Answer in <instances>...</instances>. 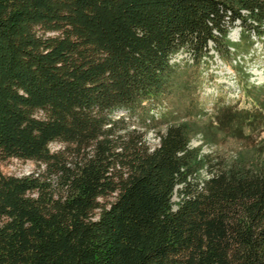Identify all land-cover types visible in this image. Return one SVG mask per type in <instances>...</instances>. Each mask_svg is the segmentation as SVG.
Returning a JSON list of instances; mask_svg holds the SVG:
<instances>
[{
    "label": "trees",
    "instance_id": "trees-1",
    "mask_svg": "<svg viewBox=\"0 0 264 264\" xmlns=\"http://www.w3.org/2000/svg\"><path fill=\"white\" fill-rule=\"evenodd\" d=\"M263 24L264 0H0V161L38 165L0 169V264H264V155L202 176L190 143L264 129V84L189 118L200 64Z\"/></svg>",
    "mask_w": 264,
    "mask_h": 264
},
{
    "label": "rangeland",
    "instance_id": "rangeland-1",
    "mask_svg": "<svg viewBox=\"0 0 264 264\" xmlns=\"http://www.w3.org/2000/svg\"><path fill=\"white\" fill-rule=\"evenodd\" d=\"M264 29V24L262 25ZM241 26L235 25L229 31V38L233 41L239 40ZM53 33V32H47ZM252 45L247 51L240 49L237 54L231 57L233 67L228 62L222 60L216 52L199 66L200 85L194 91V102L197 107L194 109L195 115H191L190 119H197L198 122H212L215 119V112L221 105L232 104L239 107H252L253 102L244 91L242 84L245 80L256 84H264V31L260 36L252 33ZM246 42H243L244 48ZM185 52L178 53L174 60H179L185 56ZM172 104L168 101L162 103L154 112L159 116V111ZM119 110L118 113H122ZM188 118V117H187ZM138 125V124H137ZM139 126V125H138ZM165 130V123L162 118H158L147 128L145 132L146 142L151 146L159 142L158 133ZM190 143L192 145H201L200 152L205 157L206 165L201 169V175L207 176L211 172L216 171L221 166L229 162H233L241 153L264 155V129L250 131L247 135L241 137L231 136L225 132H217L214 134L213 141L204 140L201 133L195 134ZM59 142H51V149L60 147ZM37 162L32 159H23L18 157H8L0 161V169L5 173L23 175L33 170H37ZM41 168V166H40ZM181 194L175 189L172 195L173 206L175 207L180 200Z\"/></svg>",
    "mask_w": 264,
    "mask_h": 264
}]
</instances>
